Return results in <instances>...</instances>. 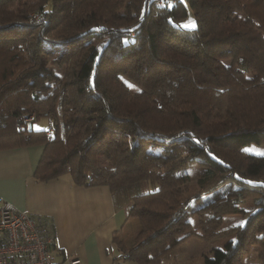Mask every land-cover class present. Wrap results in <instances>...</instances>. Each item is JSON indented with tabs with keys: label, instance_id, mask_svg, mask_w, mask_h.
<instances>
[{
	"label": "trees",
	"instance_id": "trees-1",
	"mask_svg": "<svg viewBox=\"0 0 264 264\" xmlns=\"http://www.w3.org/2000/svg\"><path fill=\"white\" fill-rule=\"evenodd\" d=\"M188 11L194 29L180 25ZM53 54L67 72L43 97L31 85ZM32 113L54 121L35 178L105 185L138 219L129 248L113 233L115 258L161 264L193 216L214 232L252 196L205 263L252 264L255 247L264 264V155L229 150L264 144V0H0V145L37 142Z\"/></svg>",
	"mask_w": 264,
	"mask_h": 264
},
{
	"label": "crops",
	"instance_id": "crops-1",
	"mask_svg": "<svg viewBox=\"0 0 264 264\" xmlns=\"http://www.w3.org/2000/svg\"><path fill=\"white\" fill-rule=\"evenodd\" d=\"M33 122L26 125L33 127ZM42 149L43 146L36 142L0 145V198L11 202L19 210L49 220L53 225L56 259L77 257L83 264H109L121 259L115 258L118 252L107 259L103 243L113 245V233L124 228L126 203L117 205L107 186L77 185L67 173L48 180L36 179L34 170ZM105 206H108L109 213L90 224L86 217L87 209L99 211ZM100 225H105L103 232L99 230ZM71 232L80 240L78 244L83 246V251L77 254L66 251L64 236H70Z\"/></svg>",
	"mask_w": 264,
	"mask_h": 264
},
{
	"label": "rangeland",
	"instance_id": "rangeland-1",
	"mask_svg": "<svg viewBox=\"0 0 264 264\" xmlns=\"http://www.w3.org/2000/svg\"><path fill=\"white\" fill-rule=\"evenodd\" d=\"M28 1H21L19 6L25 5ZM34 17H37V14L34 13ZM189 18L193 20L191 13L188 11V15L186 19L183 22H180V25H184L185 23L189 22ZM56 33L53 31L49 33V35L53 36V34L58 35V31L55 30ZM54 37V36H53ZM97 43V41L95 42ZM99 43V41H98ZM77 55V54H76ZM47 66L49 68V71L47 72V76H37L32 81V87L35 88L38 93L46 97L53 88L54 84L57 83L61 77H63L64 72H67V63H62L60 60H57L55 55L47 56ZM32 126L34 128H43L45 132L41 133L40 135H31L30 141H37L36 143H39L40 145L46 144L49 138L46 137V134L53 132L52 127L54 124L53 119L51 118L50 114H44L35 116V119H32L31 122ZM26 125V123H24ZM125 131V129L123 130ZM126 132V131H125ZM23 138V136H22ZM150 145L153 146L154 149H158L160 151H164L163 146L164 144L158 141L152 142ZM229 150L237 152V150H243L254 154H260L264 153V144H256L254 142H246V143H229ZM49 148V146H48ZM53 151V148H50ZM195 166H192L190 168V172H195L192 177V182L195 180L196 175L199 173V169L195 168ZM230 183H225L220 187V193H225V191L228 189ZM197 192L196 188H191L190 191L185 193V197H188L191 194H194ZM209 196V195H207ZM254 196V195H253ZM130 202V201H129ZM128 202L126 203L127 206ZM103 206V205H102ZM240 207H242L243 212L236 213V214H230L227 213L222 217L221 223L217 229H215L214 232H208L209 230H205L202 234L200 230L196 229V225L198 220L200 221V218L198 216V219L196 216L192 217V225L193 230L195 231L194 234L187 236V238H184L181 240L178 244L168 249L166 252V258L164 257V260H162L161 264H206L205 259L214 257L216 250H223L225 248V245L228 241L233 239L237 234V224H239L244 216V211L252 212L255 209V203L252 200V196H246L244 201H242L239 204ZM92 207L94 208V204H92ZM98 210H90L87 209V221L92 224L94 221L98 222V220L102 219L109 213L108 206ZM97 219V220H95ZM202 220V219H201ZM125 224L124 228L119 232L118 234V240L124 244L125 248H129L134 242V237L137 233V230L139 228V222L136 217H130L126 219L125 217ZM264 222V221H263ZM101 226V227H100ZM100 231L103 232L105 225H100ZM209 229V228H208ZM74 231V230H73ZM211 231V230H210ZM207 232V233H206ZM202 234V235H200ZM66 239L65 241V247H67V252L70 254L79 253L83 251L82 244H78L80 240L76 238L75 235H73V232H71L70 236H64ZM88 240V239H87ZM86 240V241H87ZM99 240L103 242V239L99 237ZM102 244V243H101ZM104 247L106 246V251L104 253L106 254L107 259H111L117 254V251L113 247V245L110 244V246L107 243H103ZM250 252L248 253V261L252 264L258 263L257 261V251L255 247H250ZM72 251V252H71ZM112 261L109 262L111 264ZM114 264H136L134 261L131 260H123V259H116L113 261Z\"/></svg>",
	"mask_w": 264,
	"mask_h": 264
},
{
	"label": "built area",
	"instance_id": "built-area-1",
	"mask_svg": "<svg viewBox=\"0 0 264 264\" xmlns=\"http://www.w3.org/2000/svg\"><path fill=\"white\" fill-rule=\"evenodd\" d=\"M33 118L30 114L23 121ZM52 226L48 219L0 198V264H83L77 257L55 258Z\"/></svg>",
	"mask_w": 264,
	"mask_h": 264
},
{
	"label": "snow or ice",
	"instance_id": "snow-or-ice-1",
	"mask_svg": "<svg viewBox=\"0 0 264 264\" xmlns=\"http://www.w3.org/2000/svg\"><path fill=\"white\" fill-rule=\"evenodd\" d=\"M183 27L188 28V29H194L196 27V22L194 20H191V18H189V22L185 23ZM260 154L264 155V153H260ZM249 183H251V181ZM244 224H245V221H241L239 226L244 227Z\"/></svg>",
	"mask_w": 264,
	"mask_h": 264
},
{
	"label": "clouds",
	"instance_id": "clouds-1",
	"mask_svg": "<svg viewBox=\"0 0 264 264\" xmlns=\"http://www.w3.org/2000/svg\"><path fill=\"white\" fill-rule=\"evenodd\" d=\"M33 114V113H32ZM30 115V114H29ZM34 115V118L33 119H35V114H33ZM24 122V121H23ZM31 121H29L28 123H30Z\"/></svg>",
	"mask_w": 264,
	"mask_h": 264
}]
</instances>
